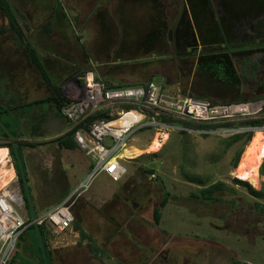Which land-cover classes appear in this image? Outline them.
Segmentation results:
<instances>
[{
  "label": "rangeland",
  "instance_id": "obj_1",
  "mask_svg": "<svg viewBox=\"0 0 264 264\" xmlns=\"http://www.w3.org/2000/svg\"><path fill=\"white\" fill-rule=\"evenodd\" d=\"M152 1L9 0L25 39L37 49L66 101L70 86L74 81L81 86L80 77L88 70L112 85L138 87L152 83L171 95H204L213 102L240 100L232 91L221 92L204 79H196L194 68L188 71L171 58L164 59L170 54L135 51L133 46L141 41L142 34L157 28L159 17L151 7ZM171 2L175 4L169 7ZM177 2L164 1L167 25L181 8ZM261 5L264 6V0ZM48 21H51L49 33L44 28ZM0 28H9L8 19L1 14ZM19 43L13 32L0 33L1 80H7V99L12 93L31 102L45 97L46 92L40 75L30 67L26 51ZM243 98L240 101L255 99L253 95ZM49 109L44 106L43 116L38 119L41 138H49L47 141L67 128L66 121L53 117ZM175 127L178 128L147 126L137 130L125 148L132 146L143 153L135 159H124L127 173L122 180L113 183L105 175H99L75 202L74 219L104 252L97 253L99 257L91 253L90 242L80 238L73 224L64 231L50 228L48 246L53 264H157L158 254L167 249L168 264H232L233 261L264 264V176L260 174L264 159L258 168V186L247 182L262 193V197H253L246 186L234 181L240 179L233 176L231 163L241 144H228L233 135L210 134L211 130L202 134L179 125ZM180 130L186 133L180 134ZM154 140L161 146L150 149ZM47 141H44L47 145L41 146L43 150L40 146L25 150L37 214L60 202L67 193H73L86 180V167L90 166L91 171L94 165L84 154L78 161L68 158L66 152ZM104 142L110 145L109 140ZM48 155L52 156L50 160ZM8 161L14 177L5 187L15 189L22 202L21 214L28 219L9 155ZM64 170L68 175L66 183ZM217 182L228 187L217 194L219 202L193 197L200 189ZM165 194L169 200L160 208V222L156 224L153 209L160 207ZM131 201L139 203L143 211H139V205L134 211Z\"/></svg>",
  "mask_w": 264,
  "mask_h": 264
},
{
  "label": "built area",
  "instance_id": "obj_2",
  "mask_svg": "<svg viewBox=\"0 0 264 264\" xmlns=\"http://www.w3.org/2000/svg\"><path fill=\"white\" fill-rule=\"evenodd\" d=\"M80 79L81 86L76 81L70 86L69 102L61 110L70 130L84 124L96 113L104 116L92 121L87 129L82 126L73 136L76 145L94 164L86 180L56 207L38 216L39 225L45 224L59 231L72 226V208L75 202L99 175H105L113 183L120 182L126 175L124 159L120 156L125 143L137 130L147 126L154 129L178 128L164 122V117L181 124L207 126L264 120V98L213 102L189 95H171L152 83L147 86L107 88L92 70L83 73ZM255 131L264 133V124L254 128L223 127L209 133L232 136ZM105 140H109L110 145H106ZM21 210L22 202L15 189L10 186L1 189L0 264H11L18 251L19 237L30 225L27 224L28 219L22 216Z\"/></svg>",
  "mask_w": 264,
  "mask_h": 264
},
{
  "label": "flooded vegetation",
  "instance_id": "obj_3",
  "mask_svg": "<svg viewBox=\"0 0 264 264\" xmlns=\"http://www.w3.org/2000/svg\"><path fill=\"white\" fill-rule=\"evenodd\" d=\"M164 1L150 2L159 24L142 34L135 51L170 54L164 59L171 58L188 71L194 68L196 79L221 92L232 91L240 100L250 95L264 98L263 0H176L181 8L169 25ZM135 203L129 202L131 208L135 211L139 205L142 212ZM169 253L161 251L157 264H168Z\"/></svg>",
  "mask_w": 264,
  "mask_h": 264
},
{
  "label": "trees",
  "instance_id": "obj_4",
  "mask_svg": "<svg viewBox=\"0 0 264 264\" xmlns=\"http://www.w3.org/2000/svg\"><path fill=\"white\" fill-rule=\"evenodd\" d=\"M0 14L5 16L9 22V28L8 29L0 28V33L5 34L6 32L11 31L14 34H16L17 38L20 40L19 46H23V48L25 49L30 67L33 68L40 75V78L42 80V85L44 86V90L46 92L45 97L38 100H33L31 102L23 101L18 94H15L14 97L13 96L14 94L12 95V93H10V96L7 99L6 96L9 94L6 87L7 80L6 78L3 81L1 80L2 72L0 69V81H1L0 82V121L13 136L18 137L19 139L18 151L23 161L26 175L28 177V171L26 169V162H25V156L23 150L25 148H35L40 145V143H37L34 140L42 137L41 136L42 132L40 133L41 125L38 123V119L43 116L41 113L44 112L43 111L44 106L47 105L50 108L49 111H52L51 113L53 117H55L58 120H65V118L61 114V110L64 107L65 103L69 102V100L66 101L65 99H63V94L60 86L56 85L54 81L51 79L37 49L34 47V45L29 43L27 39H25L26 38L25 33H23L20 28L17 15L14 12V9L11 3L9 2V0H0ZM44 28L45 31L47 30L46 32L48 33L51 32V21H48ZM4 76L6 77L7 75L4 74ZM104 84L106 85L107 88L128 87L127 85H123V84L112 85L109 84L108 82H105ZM148 84L144 83L142 85L147 86ZM192 97L199 99H206V100L209 99L204 95L192 96ZM258 98H263V97L260 96L255 97V99ZM103 116L104 114L96 113L90 116L84 122V124L79 125L75 129L69 130L65 134L58 136L49 142L55 144L61 150L62 149L74 150L77 148V145L73 140L75 131L81 128L82 126L87 129V126L92 121H94L97 118H102ZM163 121L172 126L179 125L185 129H193L194 131H205V132L209 130H215L218 127L230 128V127L240 126L243 128H254V127H261L264 124V120H260V121H245V122H240L239 124H225L221 126L189 125L186 123L181 124L175 120H171L165 117L163 118ZM179 133L185 134L186 132L180 130ZM252 135H253L252 132H243L237 135H233L228 141L229 145L238 144V143L241 144L240 148L236 151L231 163L234 169L237 167L239 163L240 156L243 152V147L246 146L251 141ZM0 148L8 149L9 156L13 160L12 161L13 168L16 172L17 179L21 188L26 211H28L27 200L25 199V195L23 192L18 165L13 153V143L11 139L3 131L1 125H0ZM260 174L264 176V163L261 165ZM234 181L237 184L246 186L248 193L251 196L262 197V193L260 191H256L255 189H253L249 183L237 179H234ZM28 182H29V177H28ZM196 182L201 183L200 181H196ZM227 189L228 187L225 183L217 182L203 189H200L199 194L193 195V197L196 199H202L204 202L209 201L212 203H216L221 200L220 197L217 196V194L224 192ZM30 190L32 191L31 187ZM168 200H169V195L165 194L163 196V199L160 201V208H163ZM160 208H154L153 211V218L156 223H159L160 221ZM40 214L41 213H39V215ZM30 223H31V219L29 218L28 215L27 224ZM73 229L79 233L81 239H88V241L90 242L88 247L90 248L91 253L95 254L96 257H99L97 253L100 254V252H104V250H101L100 248L96 247L94 240L84 232V230L80 226L79 221H77L76 219H74L73 222ZM40 230L46 248L48 261L50 264H53L52 252L48 246V239L52 236L51 230L45 224H40ZM19 240H21L23 243V252L26 256L36 259L40 264H44L37 233L33 225L30 224L26 228L23 234L19 237ZM11 264H33V263L21 258L17 251L11 261ZM232 264H247V263L233 261Z\"/></svg>",
  "mask_w": 264,
  "mask_h": 264
},
{
  "label": "bare ground",
  "instance_id": "obj_5",
  "mask_svg": "<svg viewBox=\"0 0 264 264\" xmlns=\"http://www.w3.org/2000/svg\"><path fill=\"white\" fill-rule=\"evenodd\" d=\"M167 138V136H164ZM161 146L159 141L154 140L150 149ZM150 151V150H149ZM143 152L135 147H124L121 153V159H135ZM237 167L233 171V176L249 182L252 186L257 185L258 168L264 159V133L256 131L247 145L245 151L240 157ZM8 153L6 148H0V187L3 189L14 177L12 169L8 168ZM11 168V167H10ZM258 186V185H257Z\"/></svg>",
  "mask_w": 264,
  "mask_h": 264
},
{
  "label": "water",
  "instance_id": "obj_6",
  "mask_svg": "<svg viewBox=\"0 0 264 264\" xmlns=\"http://www.w3.org/2000/svg\"><path fill=\"white\" fill-rule=\"evenodd\" d=\"M0 125L3 129V131L5 132V134L11 139L12 143H13V153L15 156V160L17 162L18 165V169H19V173H20V179H21V183H22V187H23V192L25 195V199L27 200V207H28V215L29 218L31 219V225L34 226L36 233H37V237H38V241H39V246L41 249V253H42V257H43V261L44 264H50L47 258V254H46V248L43 242V237H42V233L40 230V225L38 223V214L35 211V207L33 204V199H32V194L30 191V185L28 182V177L26 175L25 169H24V165H23V161L19 155V139L17 136H13L8 129L2 124V122L0 121ZM18 253L20 255L21 258L30 261L33 264H40L36 259H33L29 256H26L23 252V243L21 240H18Z\"/></svg>",
  "mask_w": 264,
  "mask_h": 264
},
{
  "label": "crops",
  "instance_id": "obj_7",
  "mask_svg": "<svg viewBox=\"0 0 264 264\" xmlns=\"http://www.w3.org/2000/svg\"><path fill=\"white\" fill-rule=\"evenodd\" d=\"M46 25V24H45ZM45 27V26H44ZM66 121V120H65ZM66 123H67V128L65 129V130H62L60 133H58L57 135L58 136H61V135H63V134H65L66 132H68L69 130V123L66 121ZM56 135V136H57ZM57 136V137H58ZM56 138V137H55ZM47 139H49V138H39V139H35L34 141L35 142H37V143H40V147L41 146H43L44 145V143L46 144V142H44V141H47ZM54 139V138H53ZM30 141V140H29ZM48 143H50L49 141H47ZM41 143H43V144H41ZM47 145V144H46ZM55 145V144H54ZM56 146V145H55ZM36 148V147H35ZM35 148H30V149H35ZM56 148L58 149V146H56ZM27 149H29V148H25L24 150H23V153H24V156H25V162H26V169H27V171H28V168H27V155L25 154V150H27ZM44 148H42L41 147V150H43ZM62 152H66V156H68V158H71V159H76L77 161L78 160H81L82 159V155L84 154L86 157H88L86 154H85V152H82L81 150L79 151V148L77 147L76 149H74V150H68V149H62L61 150ZM7 153H8V149H7ZM8 155H9V153H8ZM48 157V159L50 160L51 158H52V156L51 155H48L47 156ZM87 168V171H86V175L88 176V174L90 173V166H88V167H86ZM64 173H65V175H64V177H65V180H64V182L66 183V182H68V175H67V172H66V170H64ZM68 188V187H67ZM67 195H69L68 193H67ZM66 195V196H67ZM66 197H64V198H62L61 199V201L60 202H58L57 204H55L54 206H52L51 208H49V209H47L46 211H44L43 213H41V215L42 214H44V213H46L47 211H49V210H51V209H53L54 207H56L58 204H60L61 202H62V200L63 199H65ZM34 207H35V205H34ZM36 208V207H35ZM40 209H42V208H40ZM36 211V210H35ZM38 216H39V214H38Z\"/></svg>",
  "mask_w": 264,
  "mask_h": 264
}]
</instances>
